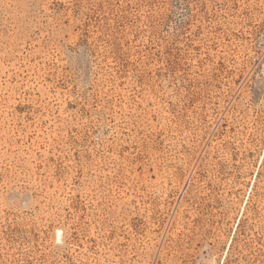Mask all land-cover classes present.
<instances>
[{"label":"rangeland","instance_id":"rangeland-1","mask_svg":"<svg viewBox=\"0 0 264 264\" xmlns=\"http://www.w3.org/2000/svg\"><path fill=\"white\" fill-rule=\"evenodd\" d=\"M0 264H264V0H0Z\"/></svg>","mask_w":264,"mask_h":264}]
</instances>
